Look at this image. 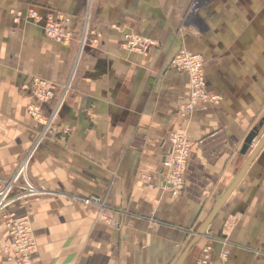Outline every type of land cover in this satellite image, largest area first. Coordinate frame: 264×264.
Returning <instances> with one entry per match:
<instances>
[{
    "label": "crops",
    "instance_id": "1",
    "mask_svg": "<svg viewBox=\"0 0 264 264\" xmlns=\"http://www.w3.org/2000/svg\"><path fill=\"white\" fill-rule=\"evenodd\" d=\"M31 12L63 20L65 39ZM129 31L152 47L124 50ZM181 50L203 59L218 98L190 115L188 75L171 66ZM36 79L51 87L47 107L63 100L27 169L38 195L8 211L29 218L37 263L177 264L264 135V0H0V178L40 130L27 113ZM172 134L190 145L177 196L160 175ZM74 197H98L116 227ZM8 244L0 217V264H14ZM205 251L264 264V145L181 264Z\"/></svg>",
    "mask_w": 264,
    "mask_h": 264
},
{
    "label": "built area",
    "instance_id": "2",
    "mask_svg": "<svg viewBox=\"0 0 264 264\" xmlns=\"http://www.w3.org/2000/svg\"><path fill=\"white\" fill-rule=\"evenodd\" d=\"M195 5V4H193ZM28 19L38 25L45 36L57 42L65 39L63 34L64 22L61 19L40 17L35 12L28 15ZM152 47V43L134 31L123 34L122 48L131 53L143 54ZM171 66L188 75V100L181 111L190 115L198 105L204 103L216 104L218 98L208 94L203 74V59L192 52L181 50L171 61ZM67 88L64 91V95ZM63 95V96H64ZM32 96L35 100L27 109L28 115L40 126V130L31 148L23 155L14 172L7 179L0 178V217L6 229L8 246L1 251L8 256V260L14 264H38L35 260L36 240L33 235L30 220L26 215L18 216L15 212L8 211L16 201L38 195L37 190L26 179L27 169L40 143L52 135L59 104L52 108L47 107L52 99V91L49 83L36 79L33 84ZM169 151L161 162L162 182L173 196H177L184 184L183 176L186 171L187 160L190 152L189 143L180 134H172L169 138ZM73 200L96 211V221L111 227L116 223L110 217L109 209L98 197H74ZM227 253L221 252L214 258L209 251H205L195 264H225Z\"/></svg>",
    "mask_w": 264,
    "mask_h": 264
},
{
    "label": "water",
    "instance_id": "3",
    "mask_svg": "<svg viewBox=\"0 0 264 264\" xmlns=\"http://www.w3.org/2000/svg\"><path fill=\"white\" fill-rule=\"evenodd\" d=\"M260 126H262V125H260ZM257 132H258V129L255 128L248 135V137L245 140L244 146L242 148V153H245L246 152V150L248 149V146H250V144L252 143V141L256 137ZM263 145H264V135H263L262 139L259 141V143L256 146V148L254 149V151L252 152V154L249 157V159L246 162V164L239 171V173L235 177L234 181L231 183V185L228 187V189L225 191V193L222 195V197L218 200V202L213 207L212 211L208 215V217L205 220V222L203 223V225L200 227V229L198 230V232L194 235L193 239L191 240V242L189 243V245L187 246V248L183 252L182 257L180 258V260L178 261L177 264H181L182 263L183 259L186 257V255L189 253V251L192 249V247L196 244V242L198 241V239L203 236V234H204L206 228L208 227V225L210 224L211 220L213 219V217L215 216V214L218 212V210L220 209V207L224 203V201L227 199V197L233 192V190L235 189V187L238 185V183L240 182V180L244 176V174L247 171L248 167L250 166V164L252 163V161L254 160V158L256 157V155L258 154V152L261 150V148L263 147Z\"/></svg>",
    "mask_w": 264,
    "mask_h": 264
},
{
    "label": "rangeland",
    "instance_id": "4",
    "mask_svg": "<svg viewBox=\"0 0 264 264\" xmlns=\"http://www.w3.org/2000/svg\"><path fill=\"white\" fill-rule=\"evenodd\" d=\"M30 118H31V117H30ZM31 119H32V118H31ZM32 121H33L34 123H36L33 119H32ZM36 124H37V123H36ZM38 126H39V125H38ZM34 141H35V138L32 140V142H31L29 148L27 149V151L31 148V146L33 145ZM27 151H26V152H27ZM26 152H25V153H26ZM25 153H24V154H25ZM22 157H23V156H22ZM22 157H21V158H22ZM21 158H20V159H21ZM19 161H20V160H19ZM19 161H18V163H19ZM18 163H17V164H18ZM17 164H16V166H17ZM15 168H16V167H15ZM14 170H15V169H14ZM13 172H14V171H13ZM13 172H12V173H13ZM12 173H11V174H12ZM11 174H10L9 176H7V177H2V178L7 179V178H9V177L11 176ZM26 176H27V175H26Z\"/></svg>",
    "mask_w": 264,
    "mask_h": 264
},
{
    "label": "bare ground",
    "instance_id": "5",
    "mask_svg": "<svg viewBox=\"0 0 264 264\" xmlns=\"http://www.w3.org/2000/svg\"><path fill=\"white\" fill-rule=\"evenodd\" d=\"M73 199V198H72Z\"/></svg>",
    "mask_w": 264,
    "mask_h": 264
}]
</instances>
